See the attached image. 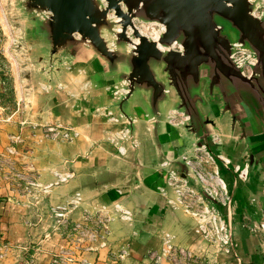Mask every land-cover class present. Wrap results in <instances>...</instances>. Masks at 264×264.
<instances>
[{
    "label": "water",
    "instance_id": "obj_1",
    "mask_svg": "<svg viewBox=\"0 0 264 264\" xmlns=\"http://www.w3.org/2000/svg\"><path fill=\"white\" fill-rule=\"evenodd\" d=\"M263 4L5 0L3 11L14 35L11 50L20 59L25 112L44 113L53 103H64L87 119L90 130L84 147L62 157L51 180L38 177L37 184L18 196L38 215L46 208L53 232L59 223L57 207L75 203L68 213L71 219L76 212L81 218L84 211H105L109 234L96 251L114 249V220L131 227L136 238L139 214L155 200L193 218L194 233L208 244L199 255L212 263L232 264L218 260L227 254L241 264L238 219L264 240L258 198L264 193V12L256 14ZM136 21L159 24L160 34L153 38L142 33ZM241 51L248 55L245 62L234 57ZM175 113L185 120L174 123ZM46 125L34 124L33 129L42 131ZM70 127V139L42 134L39 141H68L82 134L79 126ZM198 149L213 160L225 201L209 191L189 165ZM90 163L114 200L90 209L77 190L66 202L52 203V191L74 180L78 166ZM173 178L186 185L171 184ZM186 187L206 206L202 219L179 200V191ZM209 223L215 240L200 229ZM159 236L160 247L147 251L152 264L167 262L168 244L188 247L170 231L162 230ZM132 250L133 242L127 240L113 252L125 251V260ZM154 251L161 256L158 262L149 256Z\"/></svg>",
    "mask_w": 264,
    "mask_h": 264
},
{
    "label": "crops",
    "instance_id": "obj_2",
    "mask_svg": "<svg viewBox=\"0 0 264 264\" xmlns=\"http://www.w3.org/2000/svg\"><path fill=\"white\" fill-rule=\"evenodd\" d=\"M20 86L22 101L25 104L24 92L21 84ZM5 89L0 71V96L5 95ZM16 104L15 100V108ZM2 107L0 104V152L11 143L12 135H21V141L16 143L18 162L20 166L27 165L33 169L42 180H51L56 168H59L62 157H69L74 151L83 148L90 133L87 119L78 116L76 110L64 103H53L44 113L36 111L34 114L25 112V107L20 104L9 118L3 115ZM34 124H63L62 126L73 124L80 127L82 134L74 140H50L40 143L39 138L44 134V128L42 131H35ZM77 168L78 176L74 180L52 191L50 196L52 203L66 202L77 190L84 193L90 209L114 200V196L100 186L98 182L100 172L94 163L83 164ZM18 195L5 186L2 180L0 181V238L10 246L7 256L0 258V264H54V254L64 245V239L58 232L52 231L46 208L43 207L41 214L38 215L31 206L23 202L24 198ZM258 198L260 208L264 211V193ZM79 215V212H76L73 219H80ZM139 215L136 238L132 235L131 227L118 220L111 222L110 241L113 243V250H119L127 240L133 242L132 253L125 260L114 256L111 248H102L91 253L90 259L95 264H152L146 257L147 251L160 247L159 235L162 230L174 233L178 243L190 247L198 254H204L208 248L206 240L194 233L195 221L188 214L151 200L148 209ZM236 241L241 264H264V240L253 234L240 219L236 227ZM218 260L238 264L227 254L219 255Z\"/></svg>",
    "mask_w": 264,
    "mask_h": 264
},
{
    "label": "built area",
    "instance_id": "obj_3",
    "mask_svg": "<svg viewBox=\"0 0 264 264\" xmlns=\"http://www.w3.org/2000/svg\"><path fill=\"white\" fill-rule=\"evenodd\" d=\"M263 12L264 4L256 14L261 15ZM234 57L240 62H245L248 55L241 51L236 53ZM245 72L247 75L251 74L249 64L245 66ZM11 116H8V118ZM183 120H185V117L182 113H175L174 123H180ZM71 132L72 128L70 126L46 125L44 127V135L49 138L61 136L63 139H70ZM21 139V135H12L11 143L6 146L4 151L0 152V181L2 180L10 190L17 192L19 195H24L32 185L37 184L39 176L33 169L27 167V165L20 166L18 162L16 143ZM188 163L200 180L208 186V190L215 191L220 200L225 201L227 193L224 184L218 177L216 166L209 154L202 149H198L195 156L191 157ZM208 163L212 164V170L210 171L207 169ZM170 182L177 186L186 185L185 182L175 178L171 179ZM179 194V200L202 219L207 208L199 201V196L187 187L180 190ZM75 206V203H70L69 207L61 206L54 209L59 215L56 230L65 241L64 245L54 254V264H95L90 259V254L96 251L97 244L109 234L107 224L110 217L107 213L98 211L93 214L90 211H84L79 220H74L69 218L68 213L70 207ZM200 229L205 237L214 239V226L211 223L201 225ZM9 249V244L0 238V258L6 257ZM113 254L118 259L123 260L125 251H121L120 254ZM165 254L168 264H222L217 261L212 263L206 256L199 255L184 246L168 244ZM149 256L156 262L161 258L158 251L150 253Z\"/></svg>",
    "mask_w": 264,
    "mask_h": 264
},
{
    "label": "rangeland",
    "instance_id": "obj_4",
    "mask_svg": "<svg viewBox=\"0 0 264 264\" xmlns=\"http://www.w3.org/2000/svg\"><path fill=\"white\" fill-rule=\"evenodd\" d=\"M5 0H0V71L4 78V84L7 94L0 96V104L3 106V115L5 117L10 116L20 106H24L21 95V78H20V59L12 53L11 46L14 42L13 32L6 20L2 4ZM261 8V7H260ZM259 8V9H260ZM144 23L137 21L136 25L141 26V29L150 31L152 27L156 30H160L159 24H146L149 28L142 25ZM15 100L17 101L16 107ZM20 103V104H19ZM207 169L212 170V164L208 163Z\"/></svg>",
    "mask_w": 264,
    "mask_h": 264
},
{
    "label": "bare ground",
    "instance_id": "obj_5",
    "mask_svg": "<svg viewBox=\"0 0 264 264\" xmlns=\"http://www.w3.org/2000/svg\"><path fill=\"white\" fill-rule=\"evenodd\" d=\"M136 22H137V21H136ZM146 24L151 25V24H154V23H146ZM146 24L144 23V24H142V25L144 26V28H145V27L149 28ZM139 29L142 31V33L147 34L148 36H151V37H153V38H157L158 35L160 34V30H156L155 27H152V28L150 29V31H148V30L145 31V30L141 29V26L139 27Z\"/></svg>",
    "mask_w": 264,
    "mask_h": 264
},
{
    "label": "trees",
    "instance_id": "obj_6",
    "mask_svg": "<svg viewBox=\"0 0 264 264\" xmlns=\"http://www.w3.org/2000/svg\"><path fill=\"white\" fill-rule=\"evenodd\" d=\"M5 94H7V91L5 92Z\"/></svg>",
    "mask_w": 264,
    "mask_h": 264
}]
</instances>
